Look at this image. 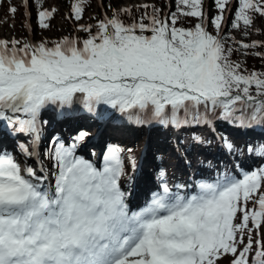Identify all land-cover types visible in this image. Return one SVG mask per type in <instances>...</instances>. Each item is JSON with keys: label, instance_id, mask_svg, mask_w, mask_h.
Returning <instances> with one entry per match:
<instances>
[{"label": "snow or ice", "instance_id": "1", "mask_svg": "<svg viewBox=\"0 0 264 264\" xmlns=\"http://www.w3.org/2000/svg\"><path fill=\"white\" fill-rule=\"evenodd\" d=\"M85 2L72 3L77 21ZM176 2L177 11L164 17L154 5H137L145 11L130 23L121 16L132 17L131 7L113 8L95 33L93 25H80L86 38L65 36L52 46L46 39H0V129L14 138L16 152L4 150L0 135V264H264V164L249 170L233 163L197 182L195 191L170 185L161 171L158 190L132 210L119 146H109L97 166L77 154L88 131H78L71 143L47 136L45 112L82 111L106 120L111 113L103 106L136 124L182 128L207 123L212 113L218 121L264 130V73L241 71L231 60L239 49L226 47L228 39L245 50L261 42L220 34L233 0H213L218 14L211 18L203 0ZM9 3L14 17L17 7ZM237 3L231 24L242 22L246 36L254 15L264 17V0ZM21 4L27 9L30 0ZM55 12L38 11L41 29L50 27ZM181 17L197 23L178 27ZM221 139L234 156L247 152L264 160V142L240 150ZM23 157H36L41 166ZM129 161L135 169V159Z\"/></svg>", "mask_w": 264, "mask_h": 264}, {"label": "trees", "instance_id": "2", "mask_svg": "<svg viewBox=\"0 0 264 264\" xmlns=\"http://www.w3.org/2000/svg\"><path fill=\"white\" fill-rule=\"evenodd\" d=\"M170 2V6L168 7V2H166L165 0H154V2L150 5H154L156 8L160 9V15L161 17H164L165 15H167L166 11L169 8V13L171 12H176L177 11V2L176 0H169ZM8 4H9V0L6 1V8H8ZM31 5L32 8H34V12H37L39 10H44V8H42V5H37L36 0H31ZM84 7V12L88 11V10H92L94 5H93V0H86V2L83 5ZM236 7H238V3L237 0H233V5L228 7L226 9L225 15L227 17V21L222 25V29H221V33L225 30V28L229 31L231 30L232 24L231 21L234 18L235 15V9ZM203 8L204 11L208 14L209 18L214 17L216 14H218L217 9L215 8V5L213 3V0H203ZM18 9V8H17ZM133 12H132V17L127 16L126 14H122L121 19H123L126 23H130L132 18H139L143 13H144V9H139L137 10V7L134 6ZM148 13L152 12V8L149 7L147 9ZM72 13V10H71ZM168 13V14H169ZM113 15V10H111L110 12V16ZM55 17V13L53 14L51 19H54ZM91 19H87L85 26L87 25H93V33H95L96 28L95 25L97 24V21L100 19H103V16H101L100 10L96 9V12L90 16ZM254 18L259 21L264 19V17L259 16V14H255ZM148 21H145V23H147ZM170 22V21H169ZM195 23H197V20L195 18H185V17H181L180 21H178L177 26L178 27H193L195 25ZM79 26L76 28L78 31V34L76 37L83 39L87 37V33L83 32V31H79ZM22 31L24 33V38L21 40L22 42L27 41L30 38V34L29 31H27L26 26L23 24L22 25ZM209 31L212 32L213 35L216 34L215 30L212 27H209ZM220 33V34H221ZM233 37V35H232ZM47 40L49 41V46H52L51 42L52 41H58L60 39H62L61 37H55V39H38L37 42H41L42 40ZM236 41H241L238 39H235ZM253 41H260L261 45L257 46L255 48H249V49H241L239 47V44H235L233 43V41L231 39H228L227 41V45L226 47H232L233 49H239V50H235L232 53L231 56V60L235 61V62H239L241 63L242 67H241V71H245L247 73H251L253 71L257 72V73H264V55H255V53H261L264 54V40L263 39H252L250 38L249 40H243L244 43H248L251 44ZM247 53V54H244ZM105 110H107L108 112H113V109L107 108V106H103ZM80 113H83L82 111H80ZM85 113V112H84ZM202 121L199 124L196 123H192L193 127H194V137L198 136L197 131L195 132V127L198 125H201ZM215 125H216V129L218 132V135L233 142L236 147L240 150L243 149V147H245V145H254L257 142H264V130H262L260 127H255L252 129H247V134L248 137H245L244 135H240L241 129L234 124H230V123H226L223 121H218L215 120ZM213 140L214 142H217V137L214 136V134H212L211 137H209V141ZM223 141V140H222ZM249 141V143L247 144V142ZM195 142V141H194ZM197 143H195L196 146ZM167 146H170V143L167 142ZM223 147L224 149H222L221 151V164L220 166L215 167V171L212 172L211 177L214 178L217 174V171H224L225 167L228 166L229 168H231L232 166V161H230V158H232V160L234 161V163L239 164V156H234L232 154H230L223 143ZM121 148L124 152V156L126 157L128 163H130L129 161V157H132L135 159V162L137 160V155H136V150L134 148V143L131 142L130 140L125 141L124 143L121 144ZM131 149V152H129L128 150ZM204 152V151H203ZM195 153V152H194ZM249 157H251L253 159L254 163V168L261 166L262 164H264V160H262L261 158L255 157L253 154H249ZM253 168V169H254ZM250 170V169H249ZM126 171V169H125ZM254 239L256 238L255 236L253 237ZM261 239H264V229L262 227L261 229ZM229 259H231V257H229ZM226 261V262H225ZM220 264H228L227 260H221Z\"/></svg>", "mask_w": 264, "mask_h": 264}, {"label": "rangeland", "instance_id": "3", "mask_svg": "<svg viewBox=\"0 0 264 264\" xmlns=\"http://www.w3.org/2000/svg\"><path fill=\"white\" fill-rule=\"evenodd\" d=\"M101 1L103 2V5L102 4L101 5L103 7H105L104 12L107 13V10L108 11L110 10V12H111V10H113V8L119 10L121 8V6L133 7V6H136L137 3L143 4V2L151 4V3H153L152 1H154V0H101ZM10 2H11V5H15L18 9H17V12L15 13V16L13 17L12 14H10L8 11V9L10 7V3L8 4V8H6V0H4V2L2 4H0V31L3 32L5 35V36L0 35V39L11 40V39L15 38V39L21 41L24 38V33L22 31V25L24 24L26 26V23H27V25H30V29H29V27H26V28L28 29L29 34L32 37V42H34L35 40L44 39V38L55 39V37H61V38L65 37V36L71 37L76 32L75 27L79 23H84V19H83V18H85L84 15L82 16V19L79 21L74 19V17L72 16L71 6H72V3L74 2V0H42V6H41L42 8L47 9V10H52L53 8L56 9L54 19H50L47 21V23H49V25H50V27L47 29H41L39 27L38 14H37V12H34V8H32V5H31V0H30V6L27 9L23 5L17 4L18 3L17 0H10ZM93 5H94L93 9L88 10V13L86 14V18H88V14H90V12L95 13L96 9L99 8V5H100L99 0H93ZM26 11L30 12L31 15L25 16L24 13ZM167 13H169V11ZM12 25H14V27ZM232 35L235 39H238L241 41L249 40L250 38H252V39H260L261 38L264 40V19L257 21L254 18L253 25L249 29H247V35L246 36H245V29H244L242 22H241L240 28H232L229 31L225 28V30L221 33V36H223V37H232ZM92 131H93V135H95L96 130L90 129L89 133H92ZM113 134L114 133H112V131L109 132V136H111ZM145 135H143V136L140 135L139 139L137 138V140H138L137 142L141 141V142L137 143V144H139V148H137L138 155H140L142 153V149H143L144 142H145V139H144ZM205 136H206V134L204 133L203 137L206 138ZM92 137H94V136H92ZM150 137L151 136L148 137L149 138V141H148L149 145L153 141V139L150 140ZM71 142L69 141L68 143H71ZM108 144H109V146H111V145L119 146L118 141H113V140H110V142ZM163 153L166 157L169 156L168 151H165ZM123 156H124V152H123ZM96 157H97V155H94V157L91 156V159L90 158H88V159L92 161V159L95 160ZM124 159H125L126 175L124 177H122L121 182L122 181H128L130 176H132L134 171H135V169L130 170L131 164L128 163L125 156H124ZM147 165H148V162L144 161L143 166H147ZM168 166L170 168H173L172 164H169ZM250 166H252V165H250ZM136 171H137V169H136ZM168 177L171 179L174 178L172 173H169ZM185 186L187 187L186 184H185ZM263 229H264V227H263Z\"/></svg>", "mask_w": 264, "mask_h": 264}, {"label": "bare ground", "instance_id": "4", "mask_svg": "<svg viewBox=\"0 0 264 264\" xmlns=\"http://www.w3.org/2000/svg\"><path fill=\"white\" fill-rule=\"evenodd\" d=\"M153 2V1H152ZM140 3H137L136 5H139ZM143 4H148V3H144L143 2ZM140 5H142V4H140ZM123 6H121V8H122ZM128 7H131V6H128ZM86 14L87 13H85L84 14V16H85V18H83L84 19V23L86 22V20L87 19H89L90 18V14H91V12H90V14H88V18H86ZM0 35H3V36H5L4 35V33L3 32H1L0 31ZM44 117L47 119V120H49V122L50 123H52V120L50 119V115L49 114H47V115H44ZM93 132V131H92ZM100 142L101 143H104V140H100ZM97 146V148H100L101 147V145L99 144V146H98V144L96 145ZM85 150V149H84ZM132 181H135L136 183H139L140 182V180H139V176L136 174H133L132 176H130V178H129V180L128 181H122L121 182V184L123 185V186H125V187H127V188H129L130 187V183L132 182ZM141 189H139V191H140ZM138 187H134V188H132V193L134 194V195H137L138 194ZM140 193V192H139ZM141 194V193H140ZM139 194V195H140Z\"/></svg>", "mask_w": 264, "mask_h": 264}]
</instances>
